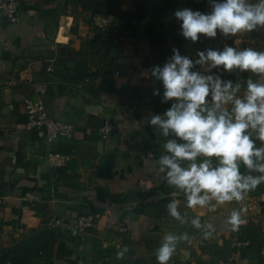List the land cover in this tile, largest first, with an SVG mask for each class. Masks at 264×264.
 <instances>
[{
    "label": "crops",
    "instance_id": "0c3cea01",
    "mask_svg": "<svg viewBox=\"0 0 264 264\" xmlns=\"http://www.w3.org/2000/svg\"><path fill=\"white\" fill-rule=\"evenodd\" d=\"M16 1L17 22L0 12V250L51 229V256L32 264H158L163 237L187 233L189 241L178 243L168 264H264V183L242 201L190 209L158 165L152 167L163 154L165 138L143 123L173 103L161 102L163 85L150 74L173 48L193 60L198 51L225 45L264 51V28L227 38L219 32L216 38L201 35L195 43L169 40L155 52L141 42L114 45L99 39L79 7L66 0ZM221 76L239 82L240 94L247 79H259L238 70ZM155 89L160 95H153ZM25 97L42 100L49 116L73 122L74 135L47 144L38 132L27 130ZM106 117L118 129L103 135L99 126ZM134 121L141 125L134 127ZM49 148L69 153V164L50 166L45 160ZM172 200L179 201L188 222L168 215ZM233 209L241 210L236 231L226 223ZM87 212L94 224L81 235L47 226L53 215L68 225ZM125 217L127 231H120ZM194 217L213 225L210 236L191 224Z\"/></svg>",
    "mask_w": 264,
    "mask_h": 264
},
{
    "label": "clouds",
    "instance_id": "9594fccd",
    "mask_svg": "<svg viewBox=\"0 0 264 264\" xmlns=\"http://www.w3.org/2000/svg\"><path fill=\"white\" fill-rule=\"evenodd\" d=\"M209 2L207 14L190 8L174 12L186 40L195 43L201 35L216 38L219 32L227 38L264 28V0ZM172 53L162 67L155 65L150 70L151 77L163 85L161 102L173 101L163 114H151L143 122L165 138L163 154L152 167L158 165L163 179L184 195L190 209L210 208L213 201L218 205L242 201L264 183V51L225 45L223 50L198 51L195 60L176 48ZM221 68L259 79H247L240 94L239 82L234 84L213 72ZM153 95H160L159 90ZM140 125V121L133 122L134 127ZM166 210L175 220L188 222L179 211L178 200L168 203ZM190 222L205 238L214 231L213 225L202 224L199 217ZM226 223L238 230L241 210L233 209ZM189 239L187 233L166 234L156 251L158 264H168L178 243ZM127 251L126 247L119 251L117 258L122 259Z\"/></svg>",
    "mask_w": 264,
    "mask_h": 264
},
{
    "label": "rangeland",
    "instance_id": "374dc122",
    "mask_svg": "<svg viewBox=\"0 0 264 264\" xmlns=\"http://www.w3.org/2000/svg\"><path fill=\"white\" fill-rule=\"evenodd\" d=\"M71 4L79 7L80 15L89 22L99 39L114 45V39H117L118 45L141 42L147 45L149 51L157 48L155 52L165 48L167 31L181 32V22L173 15L176 10L190 8L205 14L211 11L209 0H75ZM95 16L108 18L107 24L100 27ZM151 39L157 42L152 44ZM2 258L4 261L7 259L4 255ZM28 261L25 259L23 264Z\"/></svg>",
    "mask_w": 264,
    "mask_h": 264
},
{
    "label": "built area",
    "instance_id": "2783aa9c",
    "mask_svg": "<svg viewBox=\"0 0 264 264\" xmlns=\"http://www.w3.org/2000/svg\"><path fill=\"white\" fill-rule=\"evenodd\" d=\"M0 12L4 15L8 22H17L20 19V12L16 0H0ZM96 24L103 28V25L107 24L108 18L95 16ZM113 42L117 44V39ZM123 54L127 53V50L123 48ZM220 75L224 72L221 69H215ZM25 122L24 126L27 130H35L49 144L51 139L54 138H71L74 135L75 124L70 121H66L60 118L51 117L48 115L44 103L40 99H33L32 97H25L23 99ZM118 125L113 118L106 117L103 119L99 126V132L106 135L109 132L116 131ZM46 162L50 166L65 167L71 160V155L53 148H49L46 156ZM53 191V189H52ZM0 198V203H1ZM94 215L90 212L81 213L75 219L74 222L65 225L63 220L51 216L47 221L48 228H64L67 227L71 234L81 235L86 229L90 228L94 224ZM128 218H123L119 227L120 231H127ZM248 244V242H244Z\"/></svg>",
    "mask_w": 264,
    "mask_h": 264
},
{
    "label": "trees",
    "instance_id": "16d2710c",
    "mask_svg": "<svg viewBox=\"0 0 264 264\" xmlns=\"http://www.w3.org/2000/svg\"><path fill=\"white\" fill-rule=\"evenodd\" d=\"M73 1L75 0H66V3H72ZM85 6L86 5H84V7ZM167 32L169 33L165 35L164 42H167L169 40L177 42L186 41V39L180 34V32H174V30H169ZM151 40L152 44L155 41L157 42V40ZM155 50H157V48L151 51ZM53 242V230L45 229L41 232L29 236L28 238L18 241L7 249L0 250V264L5 263L6 261L9 264H23V261L25 259L30 260L27 262V264H30V262H32L36 258L40 259L45 257V259H48L51 256ZM3 255L7 258L6 261H4V258H2Z\"/></svg>",
    "mask_w": 264,
    "mask_h": 264
}]
</instances>
